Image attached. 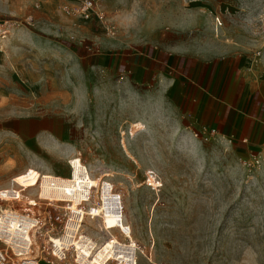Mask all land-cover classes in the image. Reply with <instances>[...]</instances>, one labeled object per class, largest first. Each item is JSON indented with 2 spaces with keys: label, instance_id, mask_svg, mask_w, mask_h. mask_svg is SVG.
I'll return each mask as SVG.
<instances>
[{
  "label": "rangeland",
  "instance_id": "374dc122",
  "mask_svg": "<svg viewBox=\"0 0 264 264\" xmlns=\"http://www.w3.org/2000/svg\"><path fill=\"white\" fill-rule=\"evenodd\" d=\"M79 1L0 0V205L41 219L7 213L3 239L42 264H264V150L124 68L150 48L264 71V0Z\"/></svg>",
  "mask_w": 264,
  "mask_h": 264
},
{
  "label": "crops",
  "instance_id": "0c3cea01",
  "mask_svg": "<svg viewBox=\"0 0 264 264\" xmlns=\"http://www.w3.org/2000/svg\"><path fill=\"white\" fill-rule=\"evenodd\" d=\"M126 71L169 93L178 120L201 134L217 135L247 152L264 150V71L237 57L184 55L146 48L128 56Z\"/></svg>",
  "mask_w": 264,
  "mask_h": 264
},
{
  "label": "built area",
  "instance_id": "2783aa9c",
  "mask_svg": "<svg viewBox=\"0 0 264 264\" xmlns=\"http://www.w3.org/2000/svg\"><path fill=\"white\" fill-rule=\"evenodd\" d=\"M97 2L98 0H80L78 3V6L75 7L74 12L77 13L79 16H81L84 19H90L91 17H95L99 20L103 19V14L102 12L97 9ZM7 202V201H12V200H6L3 199L0 196V202ZM14 201V200H13ZM29 210V209H28ZM25 210L17 209L15 207H6V205H0V227L5 228L8 223H9V218L10 216L7 215V213H17L20 212L21 216L25 215L26 217H30V219L34 221L35 223V228H40V222L41 219L38 216H32L31 213L27 214L24 212ZM30 212V210H29ZM5 226V227H4ZM49 232V231H47ZM45 232V234H47ZM2 233L0 234V264H42L40 259L38 257H32V254L25 255L24 258H20L18 254H16L11 247L9 243H7L3 237ZM51 235L47 234V242L50 239ZM36 239V238H35ZM51 245H53V242H50ZM27 248L32 246V242H27ZM50 253H52V250L50 248ZM61 257L57 255L51 254L52 257H55L57 260H65L67 257L68 252L67 251H62L61 252ZM23 257V256H22ZM46 263L48 264H53V261L51 260H45Z\"/></svg>",
  "mask_w": 264,
  "mask_h": 264
}]
</instances>
